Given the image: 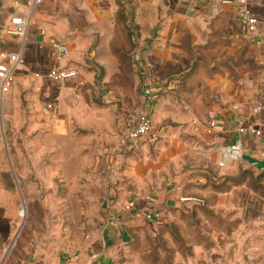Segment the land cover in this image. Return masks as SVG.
<instances>
[{
	"label": "crops",
	"instance_id": "obj_1",
	"mask_svg": "<svg viewBox=\"0 0 264 264\" xmlns=\"http://www.w3.org/2000/svg\"><path fill=\"white\" fill-rule=\"evenodd\" d=\"M249 2L259 18L256 30L242 21L239 0H44L34 8L26 36L11 34L8 38V51H23L26 63L17 72L12 89L0 92L1 113L7 100L11 109L7 123H49L60 131L69 116L64 110L79 102L70 100L66 106L63 98L73 87L70 84L77 83H58L35 75L36 70L57 64L52 39L70 46L59 64L76 65L83 76L90 64L105 68L118 57L120 48L132 45L124 21L128 17L144 46L141 64L154 75L168 77L198 61L189 74L188 89L182 90L186 97L181 98L182 110L171 113L168 102L176 105L175 98L162 94L155 106L153 130L142 137L139 149L115 147L104 161V166L114 161L121 167L129 182L123 196L138 198L140 210L126 212L115 204L112 184L107 182L102 219L112 221L105 222L87 249L66 264H88L98 253L101 264H113L118 245L140 230L137 225L140 217H145L148 197L164 218L175 208L188 210L206 204L181 201L180 195H199L207 202L212 192L219 193V198L211 206L224 207L222 215L236 221L213 231L221 242L210 248L196 245V252L203 249L204 255L180 262L264 264V191L250 186L248 176L251 172L254 179L259 178L264 189V168L242 157L219 164L220 146L237 140L243 153L264 160V132L239 129L251 124L264 130V0ZM165 82L159 88L166 91ZM42 97L53 99L60 112L54 106L45 107ZM23 99L28 114H17L16 104ZM170 115L175 125L167 123ZM211 120L216 121L214 126H209ZM126 122L120 121L122 129ZM151 148L157 151L152 153ZM7 188L0 178V205L4 208L13 203ZM124 232L129 239L124 238Z\"/></svg>",
	"mask_w": 264,
	"mask_h": 264
},
{
	"label": "rangeland",
	"instance_id": "obj_2",
	"mask_svg": "<svg viewBox=\"0 0 264 264\" xmlns=\"http://www.w3.org/2000/svg\"><path fill=\"white\" fill-rule=\"evenodd\" d=\"M15 1L0 0V57L11 49L8 29ZM137 46L135 50L132 45L120 48L118 57L105 68L90 64L83 82L70 84L73 87L63 96L65 105L70 100L79 103L64 110L69 116L62 131L49 123H7L11 109L4 99L0 113V178L8 186L6 194L13 203L5 208L0 205V264H66L84 252L93 235L104 229L105 222L112 221L102 219L103 189L110 182L104 161L112 149L122 147L119 144L125 128L120 121L146 109L153 118L162 94L175 98L176 105L172 100L168 102L171 113L182 110L181 98H186L182 90L188 89L189 74L198 61L163 78L142 66L144 46L140 41ZM162 80L166 81V91L159 88ZM149 83L155 85L158 96L148 105L144 92ZM41 100L51 108L47 105L53 99ZM16 105L17 114H28L24 99ZM55 106L60 112L59 105ZM167 121L176 124L171 115ZM157 126L154 123V129ZM156 151L151 148L152 153ZM248 176L250 186L264 191L259 178L254 179L251 172ZM218 195L212 192L205 205L188 210L175 208L157 221L140 217V230L135 231L134 238L118 245L113 264H180L181 260L204 255L203 249L196 252V245L210 248L221 242L213 231L236 221L222 215L224 207L211 206ZM88 254L92 255L90 251Z\"/></svg>",
	"mask_w": 264,
	"mask_h": 264
},
{
	"label": "built area",
	"instance_id": "obj_3",
	"mask_svg": "<svg viewBox=\"0 0 264 264\" xmlns=\"http://www.w3.org/2000/svg\"><path fill=\"white\" fill-rule=\"evenodd\" d=\"M43 1L44 0H16L12 14V20L8 29L9 33L25 37L31 23L33 10ZM239 1L241 3L239 15L242 21L250 30H256L258 28L259 18L252 9L249 0ZM51 46L53 48L57 64L51 65L44 69L36 70L35 75L58 83L67 80L73 81L75 83H82V71L78 66L59 64V62L69 54V44L59 39H52ZM2 54L3 57H0V92L7 93L12 89L17 72L25 65L26 55L23 51L19 50L2 52ZM144 95L148 105L152 104V102H154L158 96L155 85L151 83L147 84ZM47 106L52 107L53 103L50 102ZM208 124L209 126H214L216 121L211 120ZM152 128L153 119L151 112L148 109L143 110L136 117H131L127 120L126 127L124 129L125 133L120 146L127 150L139 149L142 137L150 132ZM239 129L242 132H253L257 134H262L264 132L263 129L255 127L251 124L241 125ZM220 148L222 152V157L219 161L220 165H224L228 159H238L242 157L243 149L240 140L230 144L221 145ZM105 168L109 172L110 183L112 184L115 194L113 202L119 205V207L126 212H131L133 210L138 211V208L140 210V207L138 206V198L131 195L129 197L123 196V194L129 188V182L122 173L121 167L112 161L106 162ZM180 200L193 201L199 204L206 203V199L204 197L194 194L180 195ZM147 201L151 204H147L145 216L152 220H159L162 215L161 211L153 206L154 204L150 201L149 197L147 198ZM262 224L264 225V221H262ZM73 258L74 257L71 259Z\"/></svg>",
	"mask_w": 264,
	"mask_h": 264
},
{
	"label": "water",
	"instance_id": "obj_4",
	"mask_svg": "<svg viewBox=\"0 0 264 264\" xmlns=\"http://www.w3.org/2000/svg\"><path fill=\"white\" fill-rule=\"evenodd\" d=\"M242 158L247 160L252 165H255L259 168H264V160L263 159L255 157V156L248 154V153H243ZM124 238L125 239L130 238V236L127 232H124ZM100 256H101L100 253L93 255L88 264H101Z\"/></svg>",
	"mask_w": 264,
	"mask_h": 264
},
{
	"label": "trees",
	"instance_id": "obj_5",
	"mask_svg": "<svg viewBox=\"0 0 264 264\" xmlns=\"http://www.w3.org/2000/svg\"><path fill=\"white\" fill-rule=\"evenodd\" d=\"M124 21H125L126 26L129 29V34H130V38H131V41H132L133 49H135L137 47V45H138L137 36H136L137 35V31H136L135 25L133 23H131V21L129 20L128 17H125ZM247 172L248 171L245 170L244 173L246 174ZM230 178L233 179V180H238V179H235V178H238V177H230Z\"/></svg>",
	"mask_w": 264,
	"mask_h": 264
}]
</instances>
